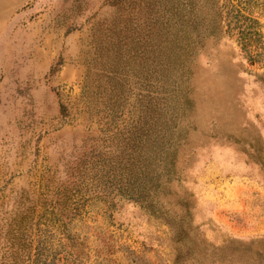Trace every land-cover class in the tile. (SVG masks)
<instances>
[{"label": "rangeland", "instance_id": "374dc122", "mask_svg": "<svg viewBox=\"0 0 264 264\" xmlns=\"http://www.w3.org/2000/svg\"><path fill=\"white\" fill-rule=\"evenodd\" d=\"M0 264H264V0H0Z\"/></svg>", "mask_w": 264, "mask_h": 264}]
</instances>
